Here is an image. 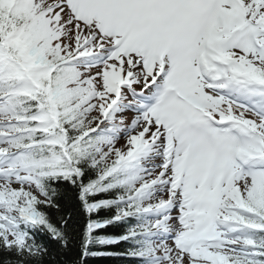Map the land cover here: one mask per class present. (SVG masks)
I'll return each mask as SVG.
<instances>
[{
  "label": "snow or ice",
  "instance_id": "6c2138e0",
  "mask_svg": "<svg viewBox=\"0 0 264 264\" xmlns=\"http://www.w3.org/2000/svg\"><path fill=\"white\" fill-rule=\"evenodd\" d=\"M0 264H264V0H0Z\"/></svg>",
  "mask_w": 264,
  "mask_h": 264
}]
</instances>
